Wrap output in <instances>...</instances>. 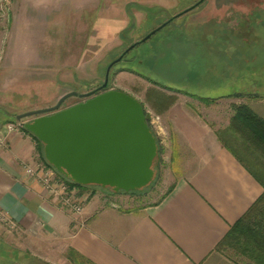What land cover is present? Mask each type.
<instances>
[{
	"label": "rangeland",
	"instance_id": "obj_1",
	"mask_svg": "<svg viewBox=\"0 0 264 264\" xmlns=\"http://www.w3.org/2000/svg\"><path fill=\"white\" fill-rule=\"evenodd\" d=\"M86 1L0 0V109L18 116L54 107L68 93L94 94L104 83L108 66L157 30L127 52L125 61L111 67L106 87L143 106L160 150L153 181L141 191L117 194L118 204L132 208L155 204L193 164L187 151L172 150L169 135L159 134L163 121L157 113L164 106L175 101L185 105L215 132L228 126L238 105L252 108L264 120V27L258 26L264 21V0H204L193 9L201 0H93L88 5ZM250 21L253 33L247 39L231 38L235 36L230 28ZM235 92H255V99H217L207 106L184 95L214 99ZM87 99L70 97L59 110ZM4 125L0 123V128ZM0 240L19 254L20 264H25L24 256L65 264L64 245L40 231L27 235L10 230ZM230 249L226 255L255 264Z\"/></svg>",
	"mask_w": 264,
	"mask_h": 264
},
{
	"label": "crops",
	"instance_id": "obj_2",
	"mask_svg": "<svg viewBox=\"0 0 264 264\" xmlns=\"http://www.w3.org/2000/svg\"><path fill=\"white\" fill-rule=\"evenodd\" d=\"M157 114L159 134L193 164L157 203L142 207L121 206L118 193L74 188L82 212L72 213L25 174L24 166L42 162L37 143L10 135L0 148V235L40 231L64 245L65 264H72L68 250L91 264H237L217 245L262 195L261 185L185 105L175 101ZM15 117L0 109V123ZM0 249L13 252L3 240Z\"/></svg>",
	"mask_w": 264,
	"mask_h": 264
},
{
	"label": "water",
	"instance_id": "obj_3",
	"mask_svg": "<svg viewBox=\"0 0 264 264\" xmlns=\"http://www.w3.org/2000/svg\"><path fill=\"white\" fill-rule=\"evenodd\" d=\"M156 31L114 60L98 89H106L111 67ZM90 95L68 93L54 107L27 112L15 120L32 118L24 129L42 145L45 161L74 184L110 189L113 193L143 190L153 181L158 152L143 107L121 91H105L89 98ZM70 97L88 99L59 110Z\"/></svg>",
	"mask_w": 264,
	"mask_h": 264
},
{
	"label": "trees",
	"instance_id": "obj_4",
	"mask_svg": "<svg viewBox=\"0 0 264 264\" xmlns=\"http://www.w3.org/2000/svg\"><path fill=\"white\" fill-rule=\"evenodd\" d=\"M237 24L238 26L236 25L235 30L230 28L231 34L235 36V37L231 36V38H235V40H237L238 38L247 39L249 34L253 33L251 21L248 23L239 22ZM258 26L264 27V21L262 22L261 25ZM137 45L138 44H136V46ZM125 56L126 54L123 56L121 61H125L124 60ZM153 84L158 86V84L154 82ZM164 89L174 93H181L179 91H172V89L170 88H164ZM184 95L190 98L193 97L207 106L213 104L217 99H241L245 97H248L249 99H255V92L253 93L235 92L224 96L223 95L217 96L214 99L194 97L193 95H188L185 93ZM233 111L234 113L229 120L228 126L222 131L215 132V135L220 145L223 148H225L229 153H231L237 159V161L243 164V166L249 169L251 174L261 185L263 189V193L251 205L248 211L229 229L225 237L217 245V250L225 254L226 249L232 248L234 250L233 252L234 256L248 258L249 260H253V261L255 260V264H264V120L259 118L252 109H250L248 106L245 105L235 106ZM24 132L25 134L32 137V139L37 143L38 152L41 161L47 167L53 169L44 159L42 145L25 129ZM157 147H158V143H157ZM158 154H160L159 147H158ZM244 158L247 159L253 166H255L261 172L263 176L262 178L257 177L252 172V170L244 162L243 160ZM57 175L62 180H64L71 189L75 188L80 191H86L88 189H99L101 191H106L110 194H113V192L110 189H103L96 186L77 185L67 180L60 174L57 173ZM120 193L125 194L124 192H118V194ZM5 253L6 252L4 251V249L3 250L0 249V263L3 261H6L7 263L10 264L21 263V260L19 259L20 256L18 253H14V252H10L9 254H5ZM66 256L67 259L72 264H91L88 261L84 260L82 257L78 256L72 250H68ZM226 256L229 259L235 261L237 264H243L241 262L236 261L234 258H232V256H228V255ZM22 259L23 261H25L24 262L25 264H45L42 263L41 261H37L30 257L25 258L24 256L22 257Z\"/></svg>",
	"mask_w": 264,
	"mask_h": 264
},
{
	"label": "built area",
	"instance_id": "obj_5",
	"mask_svg": "<svg viewBox=\"0 0 264 264\" xmlns=\"http://www.w3.org/2000/svg\"><path fill=\"white\" fill-rule=\"evenodd\" d=\"M24 124L20 121H14L2 126L0 128V148L6 145L9 135L25 134ZM23 168L25 174L40 183L50 196L57 198L61 206L69 209L74 214L82 212V205L75 198L73 190H69V185L53 169L47 167L43 162H38L33 166L27 165ZM0 221H2L1 215Z\"/></svg>",
	"mask_w": 264,
	"mask_h": 264
},
{
	"label": "flooded vegetation",
	"instance_id": "obj_6",
	"mask_svg": "<svg viewBox=\"0 0 264 264\" xmlns=\"http://www.w3.org/2000/svg\"><path fill=\"white\" fill-rule=\"evenodd\" d=\"M105 91H108V90H106V89L100 90V89L97 88V89L95 90L94 94L90 95L89 98H90V97H93V96H95V95H98V94H100V93H103V92H105ZM77 98L80 99L81 97H77ZM80 103H81V102H80Z\"/></svg>",
	"mask_w": 264,
	"mask_h": 264
}]
</instances>
